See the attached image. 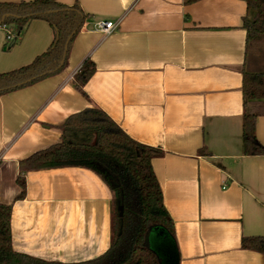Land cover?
Listing matches in <instances>:
<instances>
[{
    "label": "crops",
    "instance_id": "obj_1",
    "mask_svg": "<svg viewBox=\"0 0 264 264\" xmlns=\"http://www.w3.org/2000/svg\"><path fill=\"white\" fill-rule=\"evenodd\" d=\"M45 1L78 4L85 23L61 73L0 96V204L12 206L15 252L77 264L111 247L113 194L93 171L27 172V195L17 200L20 162L60 143L69 117L99 108L164 152L152 164L174 234L153 228L147 236L160 264H264L263 254L242 248L243 238L264 237V155L243 151V72L264 71L246 54V2ZM101 21L119 27L105 34ZM54 38L45 20L11 43L0 27V74L31 65ZM86 60L96 67L87 97L74 83ZM257 138L264 147V117Z\"/></svg>",
    "mask_w": 264,
    "mask_h": 264
},
{
    "label": "trees",
    "instance_id": "obj_2",
    "mask_svg": "<svg viewBox=\"0 0 264 264\" xmlns=\"http://www.w3.org/2000/svg\"><path fill=\"white\" fill-rule=\"evenodd\" d=\"M199 0H186L195 3ZM247 15L243 29L247 33V57L264 54V0H243ZM1 28L10 27L19 40L29 23L45 20L55 38L49 50L31 65L0 74V96L33 85L61 73L67 66L69 51L85 23L78 4L67 7L45 0L0 3ZM96 67L86 60L75 76L76 88L87 97L84 87ZM243 151L245 156H263L264 147L257 138V121L264 117V71L243 72ZM60 143L20 162L17 183L27 195L25 173L59 168H85L96 173L113 194L112 243L102 256L77 264H160L148 248L151 229L162 228L174 234V222L165 204L163 191L153 169V160L164 155L161 149L132 139L104 111L89 108L69 117L63 126ZM12 206L0 204V264H64L48 262L13 249ZM242 248L264 255V237H245Z\"/></svg>",
    "mask_w": 264,
    "mask_h": 264
},
{
    "label": "built area",
    "instance_id": "obj_3",
    "mask_svg": "<svg viewBox=\"0 0 264 264\" xmlns=\"http://www.w3.org/2000/svg\"><path fill=\"white\" fill-rule=\"evenodd\" d=\"M119 27V22L118 23H114V22H105V21H101L97 23V28L104 32L105 34H109L112 33L113 31H115L117 28ZM7 35V43H11L14 41V34L12 32V30H10L9 26L4 25L2 27ZM82 68V67H81ZM81 68L77 71L80 72Z\"/></svg>",
    "mask_w": 264,
    "mask_h": 264
},
{
    "label": "rangeland",
    "instance_id": "obj_4",
    "mask_svg": "<svg viewBox=\"0 0 264 264\" xmlns=\"http://www.w3.org/2000/svg\"><path fill=\"white\" fill-rule=\"evenodd\" d=\"M261 64H262V68H264V54L262 57L256 58Z\"/></svg>",
    "mask_w": 264,
    "mask_h": 264
},
{
    "label": "water",
    "instance_id": "obj_5",
    "mask_svg": "<svg viewBox=\"0 0 264 264\" xmlns=\"http://www.w3.org/2000/svg\"><path fill=\"white\" fill-rule=\"evenodd\" d=\"M5 18H6V17H4V18L2 19V21L0 22V26L2 25V22L4 21Z\"/></svg>",
    "mask_w": 264,
    "mask_h": 264
}]
</instances>
